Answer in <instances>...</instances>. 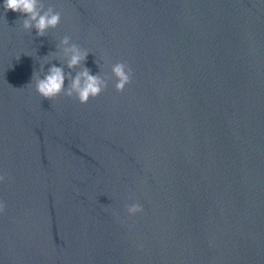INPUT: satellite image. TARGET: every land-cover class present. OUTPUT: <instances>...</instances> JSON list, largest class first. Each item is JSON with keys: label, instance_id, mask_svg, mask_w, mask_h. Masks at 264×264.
I'll return each mask as SVG.
<instances>
[{"label": "water", "instance_id": "95a60500", "mask_svg": "<svg viewBox=\"0 0 264 264\" xmlns=\"http://www.w3.org/2000/svg\"><path fill=\"white\" fill-rule=\"evenodd\" d=\"M44 3L38 37L0 0V264H264V0ZM65 35L84 104L35 89Z\"/></svg>", "mask_w": 264, "mask_h": 264}, {"label": "clouds", "instance_id": "9594fccd", "mask_svg": "<svg viewBox=\"0 0 264 264\" xmlns=\"http://www.w3.org/2000/svg\"><path fill=\"white\" fill-rule=\"evenodd\" d=\"M4 9L24 14L26 18L22 20V27L27 33L31 34L32 29L36 30V36L43 37L49 29H55L61 21V13L56 11L51 5L45 7L44 0H4ZM56 51L43 57L45 63L41 64L40 77H35L33 73L32 80L35 77L36 92L44 99L51 100L63 94L66 97L74 98L79 103L84 104L90 98L100 95L108 87L109 78H101L99 74L92 75L91 70L84 66L88 52L82 50L76 43H73L70 36L65 35L58 44ZM62 55L63 66L52 65L44 71V65L48 64L47 57ZM83 62L82 70L79 69ZM60 63V64H61ZM75 71V76L71 72L66 73L64 66ZM112 77L115 78L114 87L116 91L122 92L125 87L132 82V68L124 62L115 63L112 68ZM42 77V78H41ZM68 80L65 87V80ZM5 176L0 175V183L5 181ZM6 204L0 201V213H3ZM126 211L129 216L136 215L143 211V206L138 202L126 205Z\"/></svg>", "mask_w": 264, "mask_h": 264}]
</instances>
